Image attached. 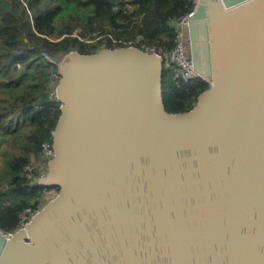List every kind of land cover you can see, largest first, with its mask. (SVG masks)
Instances as JSON below:
<instances>
[{"label": "water", "instance_id": "water-1", "mask_svg": "<svg viewBox=\"0 0 264 264\" xmlns=\"http://www.w3.org/2000/svg\"><path fill=\"white\" fill-rule=\"evenodd\" d=\"M207 82L168 112L158 50L68 52L44 187L0 264H264V0H200L187 26Z\"/></svg>", "mask_w": 264, "mask_h": 264}, {"label": "trees", "instance_id": "trees-1", "mask_svg": "<svg viewBox=\"0 0 264 264\" xmlns=\"http://www.w3.org/2000/svg\"><path fill=\"white\" fill-rule=\"evenodd\" d=\"M193 0H0V156L12 142L0 170V229L16 231L19 213L37 209L46 188L31 186L22 169L52 131L60 115L55 87L57 60L68 52L135 46L167 53L174 44L171 20L187 13ZM43 54H46L47 57ZM163 103L171 113L192 108L207 88L184 80L163 59ZM8 199L5 202V199Z\"/></svg>", "mask_w": 264, "mask_h": 264}, {"label": "built area", "instance_id": "built-area-1", "mask_svg": "<svg viewBox=\"0 0 264 264\" xmlns=\"http://www.w3.org/2000/svg\"><path fill=\"white\" fill-rule=\"evenodd\" d=\"M199 1L200 0H193L192 7L187 13L177 19L171 20L170 24L174 28L173 47L167 53L160 52V58L162 60L164 59L167 65L174 68L177 74H179L184 80L187 81L199 79L204 80V78L200 74L194 71L188 53L189 41L187 26L189 20L192 18L195 12ZM43 55L47 57L46 54ZM53 155V144L49 140L42 141L38 149L30 154L29 162L22 169L23 176L26 178L29 185H41L40 178L47 176L49 163L53 158ZM45 190L47 189L45 188L43 190L41 197H43V193L45 192ZM55 194L56 192L54 194H51L46 202L51 200L55 196ZM40 200L41 199H38L36 210H33L31 206H28L19 213V224L17 229L25 228V225L28 223L33 214L42 207L41 204L43 202Z\"/></svg>", "mask_w": 264, "mask_h": 264}, {"label": "rangeland", "instance_id": "rangeland-1", "mask_svg": "<svg viewBox=\"0 0 264 264\" xmlns=\"http://www.w3.org/2000/svg\"><path fill=\"white\" fill-rule=\"evenodd\" d=\"M64 56L57 60V64H58V67L61 66L62 64V60H63ZM162 60V59H161ZM56 95V93H55ZM2 155L0 156V170L3 172V170L6 168V162H7V155L4 154V152H14V151H17L18 148L15 147V145L12 143V142H9L8 144L4 145L3 146V149H2ZM55 192V189L54 188H48L47 190H45V192L43 193V197H40L39 199H41L40 201H42L43 203L41 204V206L43 207V205L46 203V200L50 197L51 194H54ZM7 198L5 199V202H7ZM39 210V209H38Z\"/></svg>", "mask_w": 264, "mask_h": 264}, {"label": "bare ground", "instance_id": "bare-ground-1", "mask_svg": "<svg viewBox=\"0 0 264 264\" xmlns=\"http://www.w3.org/2000/svg\"><path fill=\"white\" fill-rule=\"evenodd\" d=\"M24 229V232H25V235H28V231H27V228H23Z\"/></svg>", "mask_w": 264, "mask_h": 264}, {"label": "flooded vegetation", "instance_id": "flooded-vegetation-1", "mask_svg": "<svg viewBox=\"0 0 264 264\" xmlns=\"http://www.w3.org/2000/svg\"><path fill=\"white\" fill-rule=\"evenodd\" d=\"M188 49H189V47H188Z\"/></svg>", "mask_w": 264, "mask_h": 264}]
</instances>
